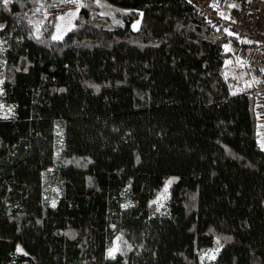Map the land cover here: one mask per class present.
Listing matches in <instances>:
<instances>
[{
  "label": "trees",
  "instance_id": "1",
  "mask_svg": "<svg viewBox=\"0 0 264 264\" xmlns=\"http://www.w3.org/2000/svg\"><path fill=\"white\" fill-rule=\"evenodd\" d=\"M41 1L0 0V264H264V149L225 28L187 0H84L54 39Z\"/></svg>",
  "mask_w": 264,
  "mask_h": 264
},
{
  "label": "rangeland",
  "instance_id": "2",
  "mask_svg": "<svg viewBox=\"0 0 264 264\" xmlns=\"http://www.w3.org/2000/svg\"><path fill=\"white\" fill-rule=\"evenodd\" d=\"M84 0H42L36 9L35 19H37L36 31H40L42 29L43 23L46 20H49V32L51 36L57 37L56 39H60L64 36V34L72 28L75 23V18L78 15V12L81 8V5ZM100 5L102 13L110 14L111 9H123L128 10L125 8H120L115 4L108 3L105 0H93ZM141 23V16L135 21L134 28H138ZM49 27L48 24H46ZM228 49L231 51V61L233 65L239 67L243 73L244 77L249 79H245L243 81L245 85L251 83L253 86L256 82L260 80L262 74L264 72V49L253 46L247 45L244 41H237L232 40V42L228 43ZM229 74V73H228ZM238 76L236 80H238ZM240 79V78H239ZM242 79V78H241ZM0 79V84H1ZM1 91V90H0ZM8 107H4V113H8ZM263 123V126L258 128L262 132L259 136V141L261 146L264 145V120H258ZM257 123V127H258ZM62 144L59 142L57 147V159L59 158V153L61 151ZM264 149V148H263ZM49 169H53V166H50ZM54 189V190H53ZM58 193V189L56 187L52 188V191L47 194V198L50 199L52 203H55L56 194ZM167 199V193L162 194L160 196V205L163 206V203ZM160 206V207H161ZM129 247L124 244L120 237H117L113 243V245L109 248L116 249L117 251L114 252V256L119 252H124ZM221 249V242L218 240L216 241L213 248L205 250L201 254L202 262H210L213 261L219 251ZM108 250V251H109ZM17 252L23 253L26 252L23 246L19 243L17 245Z\"/></svg>",
  "mask_w": 264,
  "mask_h": 264
},
{
  "label": "built area",
  "instance_id": "3",
  "mask_svg": "<svg viewBox=\"0 0 264 264\" xmlns=\"http://www.w3.org/2000/svg\"><path fill=\"white\" fill-rule=\"evenodd\" d=\"M197 14L216 30L225 28L231 40L244 41L264 49V0H242L234 6L223 8L216 0H187ZM229 50V49H228ZM240 91L248 92L254 100L258 120H264V72L253 86L242 84ZM262 132L257 128V140Z\"/></svg>",
  "mask_w": 264,
  "mask_h": 264
},
{
  "label": "crops",
  "instance_id": "4",
  "mask_svg": "<svg viewBox=\"0 0 264 264\" xmlns=\"http://www.w3.org/2000/svg\"><path fill=\"white\" fill-rule=\"evenodd\" d=\"M217 3L219 5H221L223 8H230L232 6H234L235 4H237L238 2H241L242 0H216ZM225 49L227 51L228 50V44L226 43L225 44ZM231 53V51H229ZM231 59V55L230 57L227 59L226 63H225V68H224V71H225V75L230 78V79H233V84L235 86V89L237 90H240L241 88V85L245 83L243 81H245V79H249L247 77H244L243 76V73L241 71V69L239 67H237L236 65H233L232 64V61L230 60ZM229 73V74H228ZM237 76L240 78H238V80H236ZM242 78V79H241ZM249 84V83H248ZM251 84V83H250ZM247 86V85H246ZM258 123V122H257ZM263 126V123L261 121H259L258 123V128L262 127Z\"/></svg>",
  "mask_w": 264,
  "mask_h": 264
},
{
  "label": "snow or ice",
  "instance_id": "5",
  "mask_svg": "<svg viewBox=\"0 0 264 264\" xmlns=\"http://www.w3.org/2000/svg\"><path fill=\"white\" fill-rule=\"evenodd\" d=\"M9 2V0H3V3L6 5ZM3 26H0V29H2ZM57 37H54V39ZM262 148H264V145H262ZM117 251L116 249H110L108 251V256L114 258V252Z\"/></svg>",
  "mask_w": 264,
  "mask_h": 264
}]
</instances>
